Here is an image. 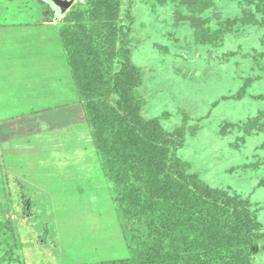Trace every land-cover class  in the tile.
Listing matches in <instances>:
<instances>
[{"label": "rangeland", "instance_id": "rangeland-1", "mask_svg": "<svg viewBox=\"0 0 264 264\" xmlns=\"http://www.w3.org/2000/svg\"><path fill=\"white\" fill-rule=\"evenodd\" d=\"M62 2L70 4L64 12L45 0L41 19H57L86 85L99 81L100 99L116 108L134 92L142 119L171 137L172 161L249 200L264 230V2ZM6 3L0 0L2 39ZM0 50L1 62L15 61L1 42ZM92 53L100 73L87 61ZM23 94L0 87L8 107L9 96ZM86 106L0 121V264H105L139 246L145 224L125 213L126 195L142 194L149 163L142 152L124 161L101 150L94 128L103 127ZM259 240L253 264H264Z\"/></svg>", "mask_w": 264, "mask_h": 264}, {"label": "trees", "instance_id": "trees-1", "mask_svg": "<svg viewBox=\"0 0 264 264\" xmlns=\"http://www.w3.org/2000/svg\"><path fill=\"white\" fill-rule=\"evenodd\" d=\"M62 43L80 102L87 104L91 121L100 122L103 127L100 130L95 122L99 148L107 151L109 157L119 156L124 161L138 160L142 152L149 163L142 179V194L129 189L126 195L129 210L125 213L145 224L139 246L131 248L130 257L105 264H253L251 249L264 237V230L255 211H251L252 203L211 187L173 162L166 144L171 137L166 130L142 119L135 93L126 92L118 108L101 100L99 81L86 85L81 63H73L63 40ZM87 61L95 63L101 72L93 53ZM137 147L139 152H135ZM124 172L125 175L116 174L119 184L128 178L127 169Z\"/></svg>", "mask_w": 264, "mask_h": 264}, {"label": "crops", "instance_id": "crops-1", "mask_svg": "<svg viewBox=\"0 0 264 264\" xmlns=\"http://www.w3.org/2000/svg\"><path fill=\"white\" fill-rule=\"evenodd\" d=\"M6 2L9 16L4 18L5 33L0 42L8 53H13L15 61L9 64L0 61V76L6 79L0 81V87L19 88L25 94L9 96L14 101L9 107L0 95V121L32 114L34 110L52 112L58 111V107L78 104L80 96L67 61L59 22L55 18L41 19L45 0ZM7 40L11 42L8 44ZM2 64L10 65L12 70H4Z\"/></svg>", "mask_w": 264, "mask_h": 264}, {"label": "water", "instance_id": "water-1", "mask_svg": "<svg viewBox=\"0 0 264 264\" xmlns=\"http://www.w3.org/2000/svg\"><path fill=\"white\" fill-rule=\"evenodd\" d=\"M52 2H53L56 6L60 7V8L62 9L63 12L66 11V10L68 9V7L70 6V4H67V3H65V2H62V0H52Z\"/></svg>", "mask_w": 264, "mask_h": 264}]
</instances>
